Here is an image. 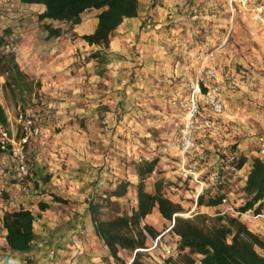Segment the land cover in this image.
Returning a JSON list of instances; mask_svg holds the SVG:
<instances>
[{"label":"rangeland","instance_id":"1","mask_svg":"<svg viewBox=\"0 0 264 264\" xmlns=\"http://www.w3.org/2000/svg\"><path fill=\"white\" fill-rule=\"evenodd\" d=\"M150 5L167 11L172 8L171 13H165L163 25L153 32V14L146 13L141 23L143 34L113 38L106 62L90 57L95 49L84 58L80 56L65 76L61 71L57 80L62 88L56 92L40 91V98L33 96L23 102L4 88L5 76L0 75V102L9 120L6 130L13 141L11 146L26 138L28 170L26 176H20L10 151L0 148V155L7 154L4 162L0 160V215L24 206L36 219L37 214L41 215L38 201H52L51 194H56L74 198L65 199L67 203H60L55 210L68 213L79 207L89 211L90 202L106 199L97 218L109 221L135 209V189L140 182L145 191L153 192L155 181L162 179L165 195L178 194L182 201L178 203L182 212L177 215L208 228L218 223L217 214L201 213L191 204L195 198L183 196L178 189H190L188 181L199 184L201 180L215 182L228 177L229 185L235 183L243 190L241 185L251 159L264 160L257 142V137L264 134V36L248 16L230 10L229 0H153ZM19 8H0L1 34L13 26L9 13L17 14ZM8 44L0 52L14 49ZM206 70H212L214 76L206 77ZM197 84L199 121L208 109L204 95L215 87L223 109L213 117L211 128L198 129L197 150L186 156V166L192 165L187 167L197 180L192 176L183 179L179 168L178 179L185 186H174L176 182L165 179L164 173L169 164L177 166L174 162H181L172 142L186 113L184 104ZM28 114L33 119L32 126L38 128L37 134L24 128ZM241 155L247 161L240 171H234L231 160ZM151 161L153 168L147 172L146 162ZM207 161L214 173L205 175L206 170L200 172L193 166ZM139 168L144 170L142 181ZM75 171L78 177L71 176ZM55 172L61 173L57 184L51 180ZM72 177L79 185L62 181ZM119 185L124 187L122 194L112 195ZM198 214L205 218L195 220ZM261 214L264 211L248 212L252 219ZM150 218L147 222L144 217L141 224L159 232L160 244L152 250L156 259L164 264H197L200 256L177 244L178 238L170 230L173 221L163 219L157 212ZM3 231L0 221V232ZM146 237L149 246L153 239ZM165 244L176 245L175 256L169 260L162 250ZM256 251L264 254L262 248L256 247ZM142 254L143 260L152 257L149 251ZM132 255L123 253V260L129 262Z\"/></svg>","mask_w":264,"mask_h":264},{"label":"trees","instance_id":"2","mask_svg":"<svg viewBox=\"0 0 264 264\" xmlns=\"http://www.w3.org/2000/svg\"><path fill=\"white\" fill-rule=\"evenodd\" d=\"M19 2L42 4L45 9L38 15L39 20H56L69 26L79 24L84 11L99 10L94 31L80 36L88 45L95 46L96 49L90 53V57L99 62L107 61V50L111 38L115 35V30L124 19L137 17L139 9V0H20ZM43 27L47 31L48 37L58 36L62 33L60 28H53L50 24H44ZM18 33L10 25L4 29L2 34L0 33V49L9 46L8 43L14 47L12 51L0 52V75L5 76L4 88L10 90L14 96H20L22 101L26 102V100L30 101L33 96L40 98L41 83L39 80L29 77L19 65L16 53ZM203 91H206L205 88ZM0 126L5 129L9 126L8 117L1 103ZM9 147H12L11 143ZM246 161L247 158L243 155L237 158L233 157L231 160L232 169L240 170ZM146 163H148L146 171L150 172L154 163L153 161ZM213 169L211 167L207 173H214ZM138 175L142 181L144 170L139 168ZM217 179L211 184L215 193L209 195L205 200L204 196H199L197 205L216 206L221 203L229 188V179L228 177L222 180ZM123 189L124 187L119 185L111 191V194L119 196ZM135 190V209L131 213L123 212L120 216L109 221L97 218L99 207L102 202L107 201L106 199L88 204L95 234L102 240L108 249L109 256L117 264H145L142 252L148 248L146 235L155 239L159 232L151 225L141 224V220L151 214L153 209L163 219L173 221L170 230L178 238L177 244L181 248H187L191 254L199 255L197 264H264V255H260L256 251V247L264 249V240L250 231L237 217L217 214L215 220L218 223L204 228L197 225L194 220L184 219L177 215L182 212V208L165 195L162 179L155 181L152 194L145 191L142 182L137 185ZM243 193L246 201L236 210L244 213L253 209L256 214H259L264 206V160L260 157L251 159ZM51 198L53 202L67 203V200L56 194H51ZM48 207V203L38 202L40 211H44ZM195 217V220L205 218L202 214ZM1 219L3 227L7 231L6 241L9 248L13 252L28 253L35 238L33 231L35 216L31 209L20 206L17 210H6ZM126 252L133 254L129 262L123 260V253Z\"/></svg>","mask_w":264,"mask_h":264},{"label":"crops","instance_id":"3","mask_svg":"<svg viewBox=\"0 0 264 264\" xmlns=\"http://www.w3.org/2000/svg\"><path fill=\"white\" fill-rule=\"evenodd\" d=\"M19 1L20 0H0L1 9L11 11V7L21 6L17 14L13 12L9 13L10 17H13L10 22L13 23V26L16 25V27H13L14 30L19 32L16 42V53L19 65L29 77L40 81L41 88L39 92H56L58 89L62 88L61 82L57 80L61 71H63L62 74L65 76L69 66L73 65L80 56L84 58L85 54H89L92 49H96L95 46L88 45L83 41L80 36L83 34H90L94 31L97 24L96 16L99 10L93 9L84 11L81 14V22L77 25L69 26L56 20H39L38 15L45 9L42 4H28ZM152 1L153 0H139L137 17L124 19L121 25L115 30V35L111 38V41L113 38L119 39L123 36L130 37V35L136 37L139 34H143L142 30L144 28L141 27V23L146 13L153 14V32L163 25L164 22L162 19L165 18V13H171L172 8H169L167 11L165 9L161 10L156 6L151 7L150 4ZM19 19L22 21L18 22ZM44 24H50L53 28H60L62 33L58 36L48 37L47 31L43 27ZM6 158L7 154L0 155V160H3L1 162H4ZM11 160L16 163L14 159ZM179 162L180 161L174 162L177 166L169 164V169L164 175L165 179H168V181L176 182L174 186H185V184L178 179L180 177ZM210 164L211 162L207 161L199 167L195 164H193V166L199 169L200 172L206 170L204 173L206 175L211 168ZM12 165H10L11 171H13L14 168ZM189 165L191 164L187 166ZM15 166L16 170L19 172L18 165L15 164ZM57 173L58 172H55L51 176L53 184L59 182L58 175L60 176L61 173ZM78 175L79 173L76 171L71 174V176L75 177H78ZM209 178L212 179V176H209ZM245 179L246 176L244 177L241 187H244ZM76 180L77 178L72 177V179H63L62 181L76 184ZM188 183L187 187H191L190 189L184 191L182 188L178 189V191L183 196L187 194L195 198V203L193 201L191 204H195L199 207L201 213L227 214L237 217L249 227L248 229L250 231L264 240V214L258 215V217L252 219L250 215H248V212L253 211V209L244 213H240L236 210L245 203L246 198L244 197L243 190L238 189L235 183L230 184L229 188L226 190V195L223 197L225 201H221V203L216 206H206L204 204L197 205L196 201L201 195L206 199L209 195L215 193L214 187L211 186V184H213L212 180L211 182L201 180L199 184L193 181H188ZM77 184L79 185V183ZM182 191L183 193H181ZM153 192L148 191V193L151 194ZM166 196L175 203H182L178 198V194H166ZM63 199L73 200L74 198L63 197ZM40 201L48 203L49 207L41 211V215L37 214L36 219H34V222L36 220V224L33 222L35 238L32 242L31 250L28 253L13 252L9 248L6 241L7 231L2 223L4 231L0 232V264H117L109 256L108 249L103 244L102 240L95 234L91 214L87 208H73L72 212L68 213L66 210L55 211L58 209V205H60L58 202H53L46 198L38 202ZM13 205H15V203ZM261 211H264V206H262ZM154 213H156L155 209H153L151 214L145 216V221L150 222V217L154 215ZM2 216L3 215H0L1 222ZM35 225L38 227L35 228ZM152 250L154 249L148 251L155 260H153L152 257H148L145 260L148 262H145V264H164L160 259H156V257L153 256L155 251Z\"/></svg>","mask_w":264,"mask_h":264},{"label":"built area","instance_id":"4","mask_svg":"<svg viewBox=\"0 0 264 264\" xmlns=\"http://www.w3.org/2000/svg\"><path fill=\"white\" fill-rule=\"evenodd\" d=\"M229 7L233 13L239 15H246L254 22L258 30L261 32V35L264 36V0H229ZM206 77L214 76L212 70L205 71ZM216 87L208 91L204 95L205 104L208 106L207 111H205L204 116L199 121L197 115L199 114V102L197 100V94L200 93L198 84L193 87L192 97L184 104V109L186 111L183 118L181 127L179 128L172 145L181 155L180 162V171L181 177L183 179L192 176L194 180H197L195 173L186 166V156L187 154L197 150V142L195 135L198 132L199 128H211L213 125V117L222 112V104L219 101L218 95L215 92ZM33 115V114H32ZM23 115L20 114V120ZM33 119L28 116L24 121V128L29 133L37 134L38 128L32 126ZM0 148L3 151H10L11 156L16 161L19 169V175L24 177L27 175V167L25 165V152H24V143L26 138L18 142L15 146L9 147L11 140L9 138L8 131L0 126ZM258 142V151L260 156H264V135L257 137ZM171 188V187H170ZM225 199H222L224 202ZM159 238L157 237L152 240V244L145 249L148 251L157 247L159 243ZM162 250L165 253L166 258H173L175 256L176 245L165 244L162 246Z\"/></svg>","mask_w":264,"mask_h":264}]
</instances>
